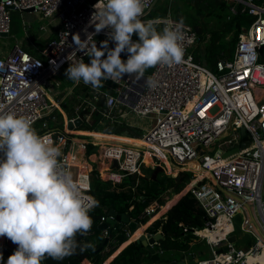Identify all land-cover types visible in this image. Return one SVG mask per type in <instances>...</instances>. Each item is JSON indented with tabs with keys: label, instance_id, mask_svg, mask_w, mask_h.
Instances as JSON below:
<instances>
[{
	"label": "built area",
	"instance_id": "1",
	"mask_svg": "<svg viewBox=\"0 0 264 264\" xmlns=\"http://www.w3.org/2000/svg\"><path fill=\"white\" fill-rule=\"evenodd\" d=\"M159 1L143 0L140 19L162 30H179V43L184 50L180 64L150 68L139 80L134 74H125L120 80L102 81L104 87L99 89L72 81L73 87L70 84L61 92L64 83L52 82L71 62L82 59L90 64V58L78 50L74 40H81L87 48L96 45L103 50L101 44L106 40L109 49L115 47L109 37L111 29L96 33L95 26L90 24L99 0L94 4L88 0H0V39L11 33V7L18 12L40 14L45 19L55 15L61 19L57 40L42 51L44 59L31 56L20 46L0 57V112L28 119L39 137L60 150L63 167L70 172L77 170L73 179L83 201L91 206L90 211L96 206L92 195L95 172L100 181L113 188L129 177L142 178V169L147 166L152 170L160 167L173 178L186 173L189 181L179 197L187 193L195 197L208 219L204 230L211 233L203 236L200 231L194 232L213 249L212 258L198 264H263L264 52L261 55L260 49L264 47V0H224L230 16L248 15L253 21L239 35L234 57L217 62L216 73L195 60L192 51L200 37L192 26L176 21L171 14L144 21ZM73 52L76 55H71ZM149 77L156 82L153 88L145 84ZM75 87L86 88V93L79 96V104L70 117L61 105ZM55 96L63 99L56 100ZM120 106L139 119L155 120L142 139L152 164L145 161V151L132 145L115 141L89 144L76 128L68 127L78 119L82 125L90 123L97 112L116 123L114 112ZM57 112L62 115V122ZM40 122L42 126L38 127ZM241 129L246 131L249 145L225 156L241 147ZM89 146L95 148L91 154ZM169 204L171 201L165 206ZM159 209L152 205L143 217L151 218ZM239 214L241 231L254 241L248 249H238L229 240L236 231L233 221ZM108 219L109 216L102 217L101 222ZM104 234L108 237L109 232L105 230ZM223 243L228 250L216 252ZM17 247L8 238L0 237V254L6 260ZM153 247L157 255L164 253L159 241ZM87 261L81 264H88Z\"/></svg>",
	"mask_w": 264,
	"mask_h": 264
},
{
	"label": "clouds",
	"instance_id": "2",
	"mask_svg": "<svg viewBox=\"0 0 264 264\" xmlns=\"http://www.w3.org/2000/svg\"><path fill=\"white\" fill-rule=\"evenodd\" d=\"M143 11V0H99L90 24L96 33L111 29L115 47L109 49L106 40L103 50L96 45L87 48L74 40L90 64L82 59L71 62L65 76L77 85L82 81L99 89L102 81L120 80L125 74L139 80L149 68L180 64L184 50L179 30L166 27L157 32L151 22L141 21ZM122 52L128 54L126 61ZM145 84L156 86L151 77ZM0 153V237L18 246L7 264H41L45 257L63 260L72 255L79 246L76 236L91 229V206L60 163V150L39 137L28 119L0 112Z\"/></svg>",
	"mask_w": 264,
	"mask_h": 264
},
{
	"label": "trees",
	"instance_id": "3",
	"mask_svg": "<svg viewBox=\"0 0 264 264\" xmlns=\"http://www.w3.org/2000/svg\"><path fill=\"white\" fill-rule=\"evenodd\" d=\"M159 2L146 18L149 20L163 19L171 14L176 21L192 26L200 37L199 44L192 51L194 58L214 73L217 72V62L220 59L234 57L239 35L243 29H248L253 21L248 15L230 16L229 6L224 0H162ZM159 29V27L155 28L156 31ZM132 39L138 41V36L133 35ZM124 60L126 61L127 58ZM150 71L149 68L146 73ZM85 91L86 88L75 87L73 97L62 103L61 106L68 116H73L72 109L76 96L86 93ZM57 115L63 120L59 112ZM78 130L137 140L143 139V135L133 127L123 122L115 123L100 112L95 113L91 122L83 123ZM84 140L94 145L105 142L104 139L95 137H86ZM151 176L153 177V173ZM180 176L179 181L163 172L150 181H145L148 180L146 178L134 180L129 177L122 185L113 188L112 185L100 181L95 172L92 179V195L96 206L88 213L92 219L91 229L82 239L77 240L80 234L76 236L79 246L72 255L63 260L45 257L41 264H81L86 259L93 264H104L123 244L130 240L133 231L127 224L109 223L110 231L107 235L109 243L104 246L107 237L101 226L107 224L109 219L102 223V217H108L109 212L114 210L118 215L127 214L131 220L143 223V229H145L159 219L165 209H159L158 216L150 220L143 217L145 210L152 205L164 207L168 196H178L185 189L189 175L182 173ZM207 222L208 219L195 197L187 193L163 215L162 219L156 221L147 230L151 235L156 234L158 230L162 232L163 238L159 243L164 253L158 255L159 261L152 260L153 256L150 251L135 241L137 235L134 234L135 242L116 256L111 264H171L184 261L185 258L191 260V264H198L208 260L213 256V249L206 241L194 234L195 231L204 230ZM234 244L241 249L240 244ZM218 250L224 251V246L220 245ZM2 264H7L5 258Z\"/></svg>",
	"mask_w": 264,
	"mask_h": 264
},
{
	"label": "crops",
	"instance_id": "4",
	"mask_svg": "<svg viewBox=\"0 0 264 264\" xmlns=\"http://www.w3.org/2000/svg\"><path fill=\"white\" fill-rule=\"evenodd\" d=\"M11 33L4 38L0 39V57H6L16 46H20L25 52L30 54L31 56L35 58L44 59L42 55V51L46 48V46L58 38V32L61 29V19L59 15H55L51 19H45L40 14L33 13V12H18L17 10H11ZM128 58V55L126 52L121 53V59L125 61L124 59ZM68 86V85H67ZM66 87L65 85L63 86ZM70 87V86H69ZM63 92V91H62ZM73 94L69 95L64 101H68L71 99ZM82 94H79L75 98V102L73 104L72 113L74 114V109L79 104V96ZM56 97V96H55ZM57 99H63V97ZM63 101V102H64ZM67 116L68 114L65 113ZM131 114L128 112L124 107H119L114 112L115 119L114 121L122 122L124 123V120L127 121L128 115ZM60 122H62V119H59ZM131 123V122H130ZM128 125V124H126ZM132 125V126H131ZM82 126V125H81ZM130 127L134 128V125L131 123L129 125ZM80 128V127H79ZM79 128H76V131H78L80 136L86 137H95V138H102L105 140V142H116V143H127L132 146H136L141 140L129 138V137H121L116 135H108L103 133H97V132H89V131H80ZM84 133V134H83ZM82 138V140H84ZM85 141V140H84ZM86 142V141H85ZM91 149L92 151L95 150L93 146H89L88 150ZM147 161H151L149 157L147 158ZM149 162L147 164H149ZM150 170H152L150 168ZM152 177V176H151ZM146 178V175L143 174L142 179ZM184 196V195H183ZM181 197V196H180ZM180 199V198H179ZM167 208H165L163 214L160 216L159 219L155 220L152 224L147 226L145 229H143L142 225V235H151L147 232L148 228H150L156 221L162 219L163 215L166 213ZM133 221V220H132ZM138 230V229H137ZM161 230H158L157 233H160ZM136 233V231H133V235L130 237V240L123 244L112 256L109 258L104 264H111L112 261L115 259L116 256H118L125 248H127L131 243L135 242L133 240V236ZM156 233V234H157ZM162 233V232H161ZM155 235V234H153ZM152 235V236H153ZM131 241V242H130ZM238 243L241 246V249H248L254 241L252 238H250L247 234L240 231L239 235L236 237L235 242ZM224 246V251L226 247V244H222ZM220 247V246H219ZM219 247H217L215 250L216 252H220L223 250H218ZM264 255V252H263ZM188 258H185L184 261H176L180 263L189 264L190 262ZM88 264H93L89 260L87 261ZM174 263V262H172ZM171 263V264H172ZM191 264V262H190Z\"/></svg>",
	"mask_w": 264,
	"mask_h": 264
},
{
	"label": "water",
	"instance_id": "5",
	"mask_svg": "<svg viewBox=\"0 0 264 264\" xmlns=\"http://www.w3.org/2000/svg\"><path fill=\"white\" fill-rule=\"evenodd\" d=\"M90 4H94L96 3L98 0H88ZM11 10H13V7L10 8ZM7 36V35H4V37ZM263 52H264V47H262L260 49V54L263 55ZM128 55V54H127ZM82 125V120L81 119H78L76 120L75 124H69V129H75V128H79L81 127ZM240 134L241 136L243 137V142L241 144V147L240 148H236V149H233L231 151H228L227 153H225V156H228L232 153H235L237 151H239L241 148H245L249 145L248 143V138L246 137V131L244 129H241L240 130ZM115 166H117V163H115ZM163 172L162 168L160 167H157L155 169V171L153 172V179L157 178L158 174ZM137 177H133V179L135 180ZM181 178V176H177V180L179 181ZM109 223L111 224H117V223H124V224H127L132 231H137V229L141 228L143 223H137L135 221H132L131 218L129 217V215L125 214V215H118L114 210L110 211L109 212V221L107 222V224H104L101 226V229H103L104 231L105 230H108V232L110 231L109 229ZM85 234L83 235H80L79 239H82L84 237ZM163 238V235L162 233H157L155 235H142L139 239L136 240L137 243L139 244H142L144 247H146L150 253L152 254V260L153 261H159V256L157 255L156 253V249L153 247L154 243L156 241H160L161 239ZM109 243V237L106 238L105 240V243H104V246H106L107 244ZM228 248H225V251H227ZM218 253H222V251L218 252ZM172 264H185V263H180V262H174Z\"/></svg>",
	"mask_w": 264,
	"mask_h": 264
},
{
	"label": "rangeland",
	"instance_id": "6",
	"mask_svg": "<svg viewBox=\"0 0 264 264\" xmlns=\"http://www.w3.org/2000/svg\"><path fill=\"white\" fill-rule=\"evenodd\" d=\"M160 1H162V0H160ZM144 21H149V19L145 18ZM162 31H163L162 29H159L157 32H162ZM65 71H66V69H65ZM65 71L62 73V75L60 77L55 78V80L52 82L53 85H55V82L57 80H60V81H62L64 83V85L66 86L65 89H68L69 86H70V84L72 85V81L69 80L65 76ZM72 87H73V85H72ZM63 90H64V87L61 88V92ZM56 100H57V97H56ZM59 102H61V100H59ZM127 119H128L127 121L124 120V123L125 124H128V125H130L132 123L134 125V129H136L137 131H139L142 135H144L146 132H148L150 129H152L153 126H154V123H155V120L153 119V117L139 119V118L135 117L134 115L129 114ZM37 126L38 127L39 126H42V122H40ZM92 152H94V151H92L91 149H89L88 154H91ZM151 162L152 161L149 162V165L152 164ZM147 167H143L142 173L144 175H146V179H148V180H145V181H150L152 179L151 174L155 171L156 167H155V169L152 170V173H151L150 168H147ZM71 173H72V176L74 177L77 174V170L76 169H73ZM176 178H177V176H176ZM181 197H179V195L178 196H175V197H173L172 195L171 196H168L165 201L166 202L171 201V204H169L168 207L164 206V207H159V208L162 209V210H164L165 208H167V210H169L173 206V204L176 203L179 200V198H181ZM149 220H150V218H149ZM241 221H242V214H239V215H237L235 217V220L233 221L234 222V225H235V227L237 229V233H235L234 235H231L229 237V240L231 242H235L236 237L239 235V233L241 231V229H240V222ZM188 263L190 264V262H188Z\"/></svg>",
	"mask_w": 264,
	"mask_h": 264
},
{
	"label": "bare ground",
	"instance_id": "7",
	"mask_svg": "<svg viewBox=\"0 0 264 264\" xmlns=\"http://www.w3.org/2000/svg\"><path fill=\"white\" fill-rule=\"evenodd\" d=\"M77 134L79 135V133H77ZM135 147L138 148L139 150L145 151L146 152V160H147L148 157L151 160L150 155L146 151V147L147 146H146V142L144 140H141L138 144H136ZM168 166H170L169 163H168ZM157 216H158V211L155 214H153L150 219H155ZM141 229H142V227L139 228L136 231V233H135L137 235V238L140 237V235L142 234V230ZM199 234L203 235V236H209L211 233L208 230H202V231L199 232ZM219 234L220 233H218L217 235H219ZM262 263L264 264L263 259H262Z\"/></svg>",
	"mask_w": 264,
	"mask_h": 264
}]
</instances>
